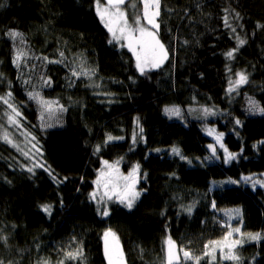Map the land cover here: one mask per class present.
Returning a JSON list of instances; mask_svg holds the SVG:
<instances>
[{
	"label": "trees",
	"instance_id": "16d2710c",
	"mask_svg": "<svg viewBox=\"0 0 264 264\" xmlns=\"http://www.w3.org/2000/svg\"><path fill=\"white\" fill-rule=\"evenodd\" d=\"M160 11L158 38L169 59L142 76L128 45L113 40L101 23L96 0H0V97L21 113L19 127L10 124L11 108L0 100L3 264H107L106 229L117 237L125 264H168L169 238L176 248L173 264H197L181 248L199 257L198 264H264V240L244 235L264 233V189L241 180L264 175V115L248 111L249 99L264 108V0H161ZM10 31L21 34L22 48H13ZM237 36L246 43L228 59ZM15 50L27 51L42 83H26L24 70L13 64ZM89 69L94 71L82 74ZM237 72L248 83L229 93ZM29 92L51 102L64 130L83 133L76 168H61L50 157L46 109L40 117ZM166 107L179 108L180 117L165 114ZM206 108L214 114L205 115ZM208 128L223 133L235 160L223 162ZM105 164L124 176L139 166L140 195L131 210L114 198L94 200ZM104 206L106 217L97 211ZM78 250L82 254L75 255ZM229 252L239 259L224 258Z\"/></svg>",
	"mask_w": 264,
	"mask_h": 264
},
{
	"label": "snow or ice",
	"instance_id": "6c2138e0",
	"mask_svg": "<svg viewBox=\"0 0 264 264\" xmlns=\"http://www.w3.org/2000/svg\"><path fill=\"white\" fill-rule=\"evenodd\" d=\"M143 2V16H137L134 20L133 24H129L126 13L124 10H122L121 5L125 4V0H104L102 3V0H96V14L100 18L101 23L104 24L105 28H107L108 32L112 35L113 40L119 42L121 39L127 38L129 40L128 43V48L129 51L133 53V56L135 57L136 60V69L140 73V75H145L147 71L152 70V69H157L160 68L166 60L169 59V50L166 48V46L160 41L158 38L159 36V29H160V24L158 22V18L161 15V0H142ZM135 7V5H132ZM237 17L239 14H236ZM142 20L145 21L148 25L151 26L152 29H155L156 31H151L148 28L142 26ZM123 21V26L119 28H115L113 25L114 24H120V22ZM225 25L229 26L228 24V18L225 17ZM117 31L121 33L120 36H117ZM233 32H235V28L232 29ZM139 33L138 37L133 38L130 34L131 33ZM129 35H125V34ZM8 36L12 40H16L17 38L21 37V34L16 32V31H10L8 33ZM237 40V45L236 48L233 49L232 51L227 52L225 55L228 59H232L234 52L237 51L240 47H242L246 41L239 36L236 37ZM21 42L22 39H21ZM110 43L112 41H109ZM25 55L23 51L18 52L16 57L13 59V64L19 66V61L21 56ZM61 57L64 55L63 52L60 53ZM43 59L47 60V57H44ZM49 63H60L61 61H48ZM92 71L94 70H87L83 71L82 74L85 76H88ZM73 76L79 77L81 73H77L76 71L72 72ZM237 79H229V88L227 91L229 93L235 92L238 88L242 87L244 84L248 83V76L243 73V72H237L236 74ZM2 78V77H0ZM27 83V82H26ZM50 85V81H46ZM98 87V85H97ZM29 99L30 100H36L39 105L42 108H48L49 110L51 109V102L44 101L38 93H28ZM8 97H11V93H8ZM0 100H2L5 104H8L9 108H11V113L8 115V121L10 124L15 125L16 127H19V124H17L16 118L21 117L20 111L12 104L8 103V98L5 97H0ZM249 104L250 107L248 111L252 112L255 114L256 112H259V114L264 115V108H261L259 104L254 101L249 99ZM61 110H63L61 108ZM165 114L171 116H176L180 117L181 112L179 108L172 107V108H165L164 109ZM205 115H211L214 114L210 109H204ZM241 121L237 120L236 124L239 125ZM50 126V125H48ZM137 126L139 127V122L137 120ZM215 130L210 129L208 134L211 135ZM140 132H143V128H140ZM223 137V133H220L215 137L217 144L220 145L221 148L224 150V157H223V162L225 164H228L230 161L235 160L237 158V153H232L229 152L228 149L221 143ZM4 141L12 144V141L8 138V135L5 134L3 137ZM33 139H35L33 137ZM109 141L113 140L114 137L108 136L107 138ZM15 146V145H14ZM35 147V145H33ZM209 149L212 152L213 156H217V150L213 145H209ZM37 152H39V149H37ZM172 153L177 156H181V159H186L183 157L179 151V149L173 147ZM24 155L27 157L28 153L25 152ZM207 159V157L205 158ZM106 163V162H105ZM189 163H191L189 161ZM139 166H134L132 171L129 173L128 177L126 179H131L133 181L132 184L126 185L123 191L115 193L117 196L118 202L123 205L124 207L128 208L131 210L134 206V203L136 199H138L140 193L135 191V175L138 171ZM29 172H32V168L27 169ZM47 171V169H45ZM52 175V173H49ZM53 179L55 180L56 177L53 176ZM241 180L244 183H248L249 181L252 182L253 187L255 188L256 185H259L260 187L264 188V180H253L252 177L250 176H242ZM240 181L237 180H230L227 181V183H232V184H237ZM93 198H95V193L92 194ZM107 195V193H106ZM109 200L112 199V196H108ZM193 206H189L185 211H187L189 214H191ZM213 207H215V204L213 203ZM41 210L44 211L45 213L50 214L51 213V206L50 205H42ZM97 211L101 213L103 216H108L109 215V209L107 206H104L103 208H98ZM230 212H234L237 215L239 214L240 210L239 209H233L229 210ZM235 231L239 232L240 229H235ZM228 235H231L229 233ZM247 238L248 241L251 242H260L261 240H264V233L261 232H256V233H246L244 234ZM105 236V258L108 261V264H116V256L118 254V246L117 248H114L110 251L109 246H108V241L107 238L109 236H112L115 238V234L112 233L110 230L106 231L104 233ZM227 239V236L225 237ZM166 243L168 244V264H173V261L177 258L174 253H173V248H175L174 242L169 238ZM218 242H210V244L215 245ZM235 244H240L241 241H234ZM205 248L208 249L209 245H205ZM180 251H183L184 257L187 259H194L199 261V257H194L190 251H186L183 248L180 249ZM215 251L213 248L212 251H206L205 255H212V253ZM82 254V250H78L75 255ZM69 256H73V253H68ZM214 258V257H213ZM224 258L227 259H232V260H238L239 257L237 255L232 254L229 252ZM0 264H3V261H0Z\"/></svg>",
	"mask_w": 264,
	"mask_h": 264
},
{
	"label": "rangeland",
	"instance_id": "374dc122",
	"mask_svg": "<svg viewBox=\"0 0 264 264\" xmlns=\"http://www.w3.org/2000/svg\"><path fill=\"white\" fill-rule=\"evenodd\" d=\"M104 0H102V3ZM132 5H135L133 7ZM122 10L126 13V17L129 24H133L134 20L137 16L142 17L143 16V2L142 0H125V4L121 5ZM115 28H119L123 26V21L120 22V24H114ZM142 26L148 28L151 31H156L155 29H152L150 25H148L145 21L142 20ZM117 36H120L121 33L117 31ZM129 35V34H125ZM134 38V33L130 34ZM122 43L128 45L129 40L127 38L121 39ZM21 40L18 38L16 41L11 44L13 48L16 46L22 48ZM24 44L26 45L25 41ZM15 45V46H14ZM22 50H15V56ZM25 55L21 56L19 65L24 70L22 72L25 81L27 84L31 87L38 85V83L43 82L42 74L41 72L37 73L38 68L36 66H32L31 63V57L27 54V51H23ZM41 64L45 63L44 61L40 62ZM20 70V69H19ZM44 100V99H43ZM45 101V100H44ZM39 105V103H38ZM58 109L61 110L60 107L56 106ZM42 107L39 105L40 110V117L42 115ZM46 112L44 113V122L46 124V128L50 132L51 138L48 143V152L50 157L61 167L64 169L69 168H76L81 162H82V156H81V144L82 140L84 138V135L82 132L79 131H66L63 129L62 123H61V113L55 108H51L50 110L48 108H45ZM50 125V126H48ZM212 128L207 129V133ZM219 135L216 131H214L211 135L208 134V136L217 144L215 137ZM264 142V140H262ZM222 143V140H221ZM219 147L220 145L217 144ZM221 148V147H220ZM223 150V148H221ZM224 152V150H223ZM225 155V153H224ZM128 176H124L119 169H117L116 166H109L105 164L103 170L99 173V176L95 182L94 186V193H95V201H101L102 199H109L108 196L111 195L112 198L117 200V196L115 193L123 191L126 185H130L133 183L131 179H126ZM253 180L259 179L264 180V175L258 176V177H252ZM136 178H134L135 180ZM136 182V181H135ZM248 185L252 189L256 188H262L259 185H256L255 188L253 187V184L251 181L248 182ZM264 189V188H262ZM135 191L136 190V184H135ZM107 193V195H106ZM211 210L215 212V214L218 216V213L215 211V208L211 207ZM222 226L224 227V223H222ZM109 229H106L108 231ZM113 233V232H112ZM108 246L110 251L114 248H117L118 246V254L116 256V264H125L123 262V258L121 256L120 252V245L117 240V237L113 238L112 236H109L107 238ZM103 243H104V249H105V236L103 234ZM173 253L176 256V248H173ZM107 260V259H106ZM108 264V261H107Z\"/></svg>",
	"mask_w": 264,
	"mask_h": 264
}]
</instances>
